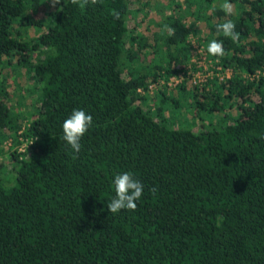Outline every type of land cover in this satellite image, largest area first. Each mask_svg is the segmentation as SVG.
Returning a JSON list of instances; mask_svg holds the SVG:
<instances>
[{"label": "trees", "instance_id": "obj_1", "mask_svg": "<svg viewBox=\"0 0 264 264\" xmlns=\"http://www.w3.org/2000/svg\"><path fill=\"white\" fill-rule=\"evenodd\" d=\"M228 2L231 16L204 0L154 20L146 1L130 24L133 0H0V264H264V0ZM229 19L238 43L217 32ZM192 34L213 73L189 85ZM186 91L180 126L166 103ZM80 109L93 123L74 153L62 125ZM124 172L143 194L113 214Z\"/></svg>", "mask_w": 264, "mask_h": 264}, {"label": "clouds", "instance_id": "obj_2", "mask_svg": "<svg viewBox=\"0 0 264 264\" xmlns=\"http://www.w3.org/2000/svg\"><path fill=\"white\" fill-rule=\"evenodd\" d=\"M72 5H77L79 8L84 9L86 6H96L102 4L103 0H70ZM61 0H52V4H60ZM222 10L231 16L233 13V7L228 0L222 5ZM112 15L115 18H119L120 13L113 11ZM165 30L168 35H174L175 30L165 25ZM235 23L232 20H226L216 26L217 32H222L225 37L230 38L234 43H238L240 40V33L235 31ZM209 54L215 57H223L225 55V49L223 43L217 40H212L207 47ZM93 123L91 115L87 114L84 110H74L71 116L64 120L63 138L70 145L71 150L74 153H79L81 150V139L88 132L90 126ZM115 197L107 204L109 212L116 214L121 210L134 211L137 208V201L143 194V185L133 177L129 172L117 174L114 178Z\"/></svg>", "mask_w": 264, "mask_h": 264}, {"label": "rangeland", "instance_id": "obj_3", "mask_svg": "<svg viewBox=\"0 0 264 264\" xmlns=\"http://www.w3.org/2000/svg\"><path fill=\"white\" fill-rule=\"evenodd\" d=\"M49 3L51 2V0H47ZM134 3L131 6V13L128 16V23H132L134 21H137V18L139 19L140 13H142L141 7H143V3L147 1V7H145V9H148V15L152 16V18H154V20H160L161 18L163 19L164 15L166 13H168L169 11L172 10V8H174L175 10H178L180 7L183 8V10L186 8V4L190 5L191 8H195V7H199L200 5H204V0H137V2L139 3L140 6V10H137L136 8L133 9L135 5L136 0H133ZM141 2V3H140ZM49 3H47L49 5ZM138 6V7H139ZM45 8L46 5H43V7H40L38 10V15L40 16H44L45 15ZM144 12V11H143ZM185 20L187 22H192L193 24L195 23L196 26H199L201 28V25L198 21L194 20L193 15L187 14ZM28 31V34L30 36L34 35L35 33V29L30 27ZM198 34V33H197ZM196 38V34H192V36L190 37V40H192V45L194 46V44H198ZM194 56V55H193ZM194 58V57H193ZM22 74V75H21ZM19 77V81H21L22 85H25V83L29 82L26 81L28 79L27 75L25 73H23L22 71L20 73H18ZM193 79L190 77V79L188 80V84L190 85L189 81ZM18 81V82H19ZM20 91V89H19ZM180 98V110L178 108L172 109L170 108V106L168 105V102L166 103V110H165V114L166 115H170V121L175 123L176 125H180V126H189L191 123V93L189 91H186L183 94L178 95ZM16 99V97H13L11 99V102H13ZM32 101L31 96L30 95H26V98L24 99V102L28 105V108L31 107L30 102ZM153 102V100H152ZM152 102H150L151 107L153 108V104ZM143 107L145 102H142ZM16 105V104H13ZM18 106V105H17ZM208 119L210 117H207ZM213 118V117H211ZM196 126H198V122L195 123ZM194 126V127H196ZM7 156V155H6Z\"/></svg>", "mask_w": 264, "mask_h": 264}, {"label": "built area", "instance_id": "obj_4", "mask_svg": "<svg viewBox=\"0 0 264 264\" xmlns=\"http://www.w3.org/2000/svg\"><path fill=\"white\" fill-rule=\"evenodd\" d=\"M195 51L197 52L198 55H196L195 59L199 67H203V69L199 68L198 70H188L187 72L189 73L190 77L194 81H202L204 78L207 76L212 75L213 71L207 68V65L204 62V56L202 54V46L200 44H195ZM218 68V67H217ZM220 76L224 75H229L230 74V69H226L225 71H217ZM259 72H257L258 74ZM262 74L264 75V71H262ZM185 77V72H179L176 75H171L167 80H165V83L169 85H176L177 83L181 82L183 78ZM164 81V80H163ZM149 90L153 91L155 88V84L151 83L149 84ZM7 143H10V140H7ZM24 147L21 145L19 149H23Z\"/></svg>", "mask_w": 264, "mask_h": 264}]
</instances>
